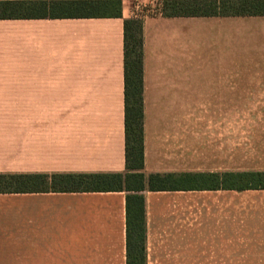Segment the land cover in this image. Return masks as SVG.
<instances>
[{
    "label": "crops",
    "instance_id": "0c3cea01",
    "mask_svg": "<svg viewBox=\"0 0 264 264\" xmlns=\"http://www.w3.org/2000/svg\"><path fill=\"white\" fill-rule=\"evenodd\" d=\"M121 1L0 19V174L126 173L124 21L160 0ZM141 17L144 172H264V15ZM143 194L146 264H264V188ZM126 195L0 193V264H127Z\"/></svg>",
    "mask_w": 264,
    "mask_h": 264
},
{
    "label": "trees",
    "instance_id": "16d2710c",
    "mask_svg": "<svg viewBox=\"0 0 264 264\" xmlns=\"http://www.w3.org/2000/svg\"><path fill=\"white\" fill-rule=\"evenodd\" d=\"M166 17L264 15V0H160ZM121 17V0L0 1V19ZM126 173L0 174V193L126 191L127 264H146L145 190L177 188L188 178L224 189L264 188V172L146 174L143 138V19L124 21Z\"/></svg>",
    "mask_w": 264,
    "mask_h": 264
},
{
    "label": "rangeland",
    "instance_id": "374dc122",
    "mask_svg": "<svg viewBox=\"0 0 264 264\" xmlns=\"http://www.w3.org/2000/svg\"><path fill=\"white\" fill-rule=\"evenodd\" d=\"M147 9H153L160 11L161 10V5L159 3V1H155V2H148V3H140V7L138 8V13H136L137 17H141V15L144 13L143 10H147ZM141 10V12H140ZM152 13V12H150Z\"/></svg>",
    "mask_w": 264,
    "mask_h": 264
},
{
    "label": "built area",
    "instance_id": "2783aa9c",
    "mask_svg": "<svg viewBox=\"0 0 264 264\" xmlns=\"http://www.w3.org/2000/svg\"><path fill=\"white\" fill-rule=\"evenodd\" d=\"M139 7H140V4H139ZM140 12H141V10H140ZM143 12L144 13L141 16H143L145 14H150V12H152V13L157 12V10H154L153 11V9H147V10H143Z\"/></svg>",
    "mask_w": 264,
    "mask_h": 264
}]
</instances>
